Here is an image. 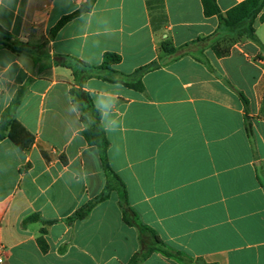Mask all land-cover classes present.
<instances>
[{
	"label": "crops",
	"instance_id": "0c3cea01",
	"mask_svg": "<svg viewBox=\"0 0 264 264\" xmlns=\"http://www.w3.org/2000/svg\"><path fill=\"white\" fill-rule=\"evenodd\" d=\"M86 1L0 0L11 39L0 48V118L24 89L16 118L35 137L28 151L0 141V264H128L141 248L119 181L80 135L87 126L71 96L80 86L102 113L130 207L184 257L155 251L141 264H264V48L241 38L223 57L206 49L208 64L186 53L226 31L201 0H97L52 35ZM216 1L226 13L245 0ZM263 13L254 27L264 46ZM166 41L176 53L163 51ZM107 52L121 56L113 68L125 76L154 65L143 91L97 72L81 84V70L58 64L100 66ZM104 191L85 219H72Z\"/></svg>",
	"mask_w": 264,
	"mask_h": 264
},
{
	"label": "trees",
	"instance_id": "16d2710c",
	"mask_svg": "<svg viewBox=\"0 0 264 264\" xmlns=\"http://www.w3.org/2000/svg\"><path fill=\"white\" fill-rule=\"evenodd\" d=\"M201 1L206 17L209 18L217 16L220 19V22L226 29V31L222 33L228 36H237L238 39H251L264 48V46L261 44V42L256 36V30L254 27L256 19L264 9V0H245L226 13L221 12L216 0ZM96 2L97 0H87L78 11L69 16L64 17L52 30V35H55L70 20L74 19L75 17H78L79 15L85 12L92 11ZM260 21L264 22V13L261 15ZM0 33L8 35V33L1 27ZM220 33L218 32L210 37L198 39L197 41L186 45V53L191 54L195 59L204 64H208L207 58H198L195 55L194 51H191L192 48H199L201 53H204L206 49H210L215 52L216 55L219 57L227 55L230 50L220 51L216 45L207 44L216 37H218ZM2 46L9 45L3 43L0 40V48ZM162 49L167 54H174L177 52V49L170 42L167 41L163 43ZM121 60L122 58L120 55L116 53L107 52L104 54L103 63L100 66H92L74 57L59 58L58 64L74 70V74L76 76L79 74L78 70H81V75L79 76L81 84L87 77L91 76L93 72H97L100 77L107 81L121 83L128 88L143 91L144 87L140 78L148 70L152 69L154 65L139 69L136 72L137 75L135 78V75L125 76L119 74L116 70H114L113 66L120 63ZM24 94L25 90L20 89L12 100L9 107H7L3 111L0 118V141L9 139L23 151H28L33 146L35 142V137L16 118V112L23 100ZM71 96L74 106L82 113V122L87 126L80 132V135L84 138V140L88 143L89 146H93L99 149L100 157L106 172L111 178H115L119 181V185L122 190L121 208L124 221L128 225L136 227L140 233L141 248L132 257L128 264H141L150 254L155 251L162 252L163 254L169 257L184 259V257L180 253L170 250L162 242V240L159 238V236L154 230H152L141 222L138 214L130 207L127 200L124 185L120 182L119 178L110 169V165L107 158L109 141L106 138L105 131L101 124L102 113L94 106L90 95L83 90L82 86H80L79 88L71 89ZM240 97L244 104L247 105L246 97L243 94H240ZM64 163H66L65 160ZM108 197L109 194L107 193V191H104L100 196L80 208L74 214L72 219H85L96 205L105 201ZM37 219H39L37 215L32 216L27 219L25 223H29ZM44 233L45 231H42V234ZM39 242L44 248H46L43 237L39 239Z\"/></svg>",
	"mask_w": 264,
	"mask_h": 264
},
{
	"label": "rangeland",
	"instance_id": "374dc122",
	"mask_svg": "<svg viewBox=\"0 0 264 264\" xmlns=\"http://www.w3.org/2000/svg\"><path fill=\"white\" fill-rule=\"evenodd\" d=\"M6 36V37H5ZM0 40L5 44H10L11 39L7 38V35L1 33L0 34ZM238 40L237 36H228L224 33H220L218 37L213 39L211 42L207 43L209 45H216L220 51H228L231 49L233 44ZM196 49V47L194 48ZM196 51V50H195ZM195 55L198 58H203V54L200 51H197Z\"/></svg>",
	"mask_w": 264,
	"mask_h": 264
},
{
	"label": "built area",
	"instance_id": "2783aa9c",
	"mask_svg": "<svg viewBox=\"0 0 264 264\" xmlns=\"http://www.w3.org/2000/svg\"><path fill=\"white\" fill-rule=\"evenodd\" d=\"M2 251H3V246L0 245V256H1V254H2Z\"/></svg>",
	"mask_w": 264,
	"mask_h": 264
}]
</instances>
